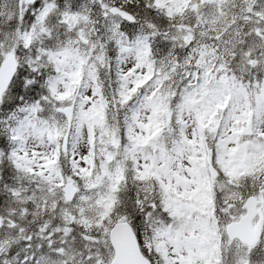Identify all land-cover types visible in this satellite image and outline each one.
<instances>
[{
  "label": "snow or ice",
  "instance_id": "1",
  "mask_svg": "<svg viewBox=\"0 0 264 264\" xmlns=\"http://www.w3.org/2000/svg\"><path fill=\"white\" fill-rule=\"evenodd\" d=\"M0 264H264V0H0Z\"/></svg>",
  "mask_w": 264,
  "mask_h": 264
}]
</instances>
